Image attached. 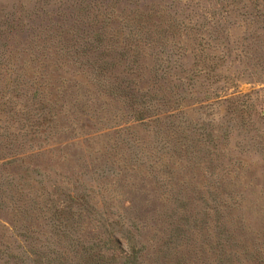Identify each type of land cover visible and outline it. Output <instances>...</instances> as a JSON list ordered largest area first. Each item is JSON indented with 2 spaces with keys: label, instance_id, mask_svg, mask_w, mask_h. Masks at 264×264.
<instances>
[{
  "label": "rangeland",
  "instance_id": "1",
  "mask_svg": "<svg viewBox=\"0 0 264 264\" xmlns=\"http://www.w3.org/2000/svg\"><path fill=\"white\" fill-rule=\"evenodd\" d=\"M20 261L264 264V0H0Z\"/></svg>",
  "mask_w": 264,
  "mask_h": 264
},
{
  "label": "trees",
  "instance_id": "2",
  "mask_svg": "<svg viewBox=\"0 0 264 264\" xmlns=\"http://www.w3.org/2000/svg\"><path fill=\"white\" fill-rule=\"evenodd\" d=\"M21 263L23 264V261H20V262H19V263H17V264H21Z\"/></svg>",
  "mask_w": 264,
  "mask_h": 264
}]
</instances>
